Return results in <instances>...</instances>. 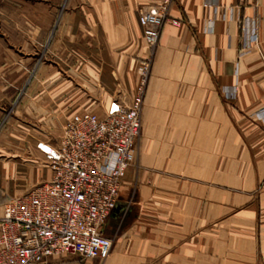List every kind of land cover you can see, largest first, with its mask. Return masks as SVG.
Here are the masks:
<instances>
[{"label":"crops","instance_id":"obj_1","mask_svg":"<svg viewBox=\"0 0 264 264\" xmlns=\"http://www.w3.org/2000/svg\"><path fill=\"white\" fill-rule=\"evenodd\" d=\"M162 1L0 4V213L17 188L50 178L37 143L55 144L75 112L135 94L138 10ZM166 17L134 160L103 226L110 254L40 264H264V0H171Z\"/></svg>","mask_w":264,"mask_h":264},{"label":"built area","instance_id":"obj_2","mask_svg":"<svg viewBox=\"0 0 264 264\" xmlns=\"http://www.w3.org/2000/svg\"><path fill=\"white\" fill-rule=\"evenodd\" d=\"M170 1L138 10L147 54L138 61L131 99H113L100 112H75L63 123L55 144L37 143L51 176L3 203L0 264H40L64 254L105 259L110 254L113 240L103 233V226L134 160L144 94ZM247 31L259 49L254 22ZM114 152L120 162L106 170L107 157Z\"/></svg>","mask_w":264,"mask_h":264},{"label":"rangeland","instance_id":"obj_3","mask_svg":"<svg viewBox=\"0 0 264 264\" xmlns=\"http://www.w3.org/2000/svg\"><path fill=\"white\" fill-rule=\"evenodd\" d=\"M61 1H59V0H0V4L1 3H16V4H19V5L21 4V5H33V6L34 5H52V6H56L57 3L58 2H61ZM3 15H6V13L3 12V11L0 12V19H4L3 18ZM21 16H22L21 13H17V14L15 13V18L21 19ZM30 31H32V33H35L36 32L34 29L28 28V29H26V31H24L22 33V35L29 36V35H31V32ZM1 32H5L7 35H11V36H19L20 35L19 31L16 28H14V27L13 28H7V27L1 28ZM38 33L39 32L36 33V36L41 37L40 34H38ZM36 45L38 47H41V44L40 43H38ZM19 96L20 95L18 94L15 97L14 103L17 102ZM2 124H3V121L0 122V126ZM31 187H33V186H31ZM31 187H26V188H21V189L20 188H17V191L16 192L18 194H20V193H23V192L29 190Z\"/></svg>","mask_w":264,"mask_h":264},{"label":"clouds","instance_id":"obj_4","mask_svg":"<svg viewBox=\"0 0 264 264\" xmlns=\"http://www.w3.org/2000/svg\"><path fill=\"white\" fill-rule=\"evenodd\" d=\"M120 162V156L119 153H111L108 157H107V169L106 170H114L118 163Z\"/></svg>","mask_w":264,"mask_h":264}]
</instances>
